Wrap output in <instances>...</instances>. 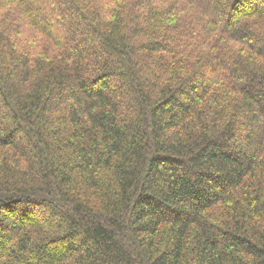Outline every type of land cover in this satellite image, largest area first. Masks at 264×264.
<instances>
[{"label": "trees", "instance_id": "1", "mask_svg": "<svg viewBox=\"0 0 264 264\" xmlns=\"http://www.w3.org/2000/svg\"><path fill=\"white\" fill-rule=\"evenodd\" d=\"M0 264H264V0H0Z\"/></svg>", "mask_w": 264, "mask_h": 264}]
</instances>
